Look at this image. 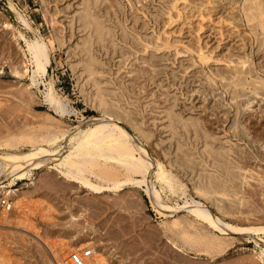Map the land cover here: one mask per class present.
<instances>
[{
	"label": "rangeland",
	"instance_id": "rangeland-1",
	"mask_svg": "<svg viewBox=\"0 0 264 264\" xmlns=\"http://www.w3.org/2000/svg\"><path fill=\"white\" fill-rule=\"evenodd\" d=\"M254 1L0 0V147L17 139L13 148L28 151V137L69 135L105 112L181 187L164 191L151 172V187L176 210L170 217L158 213L145 186L93 193L50 168L58 157L45 160L24 180H0L20 190L9 213L0 201V264H68L86 248L94 255L87 264H264V234L234 229L264 226V20L252 19ZM20 34L49 46L51 64L38 86ZM50 83L67 103L64 118L45 101ZM58 144L63 154L73 145L65 135ZM117 168L112 179L124 180ZM208 180L227 196L194 192ZM191 197L230 234L188 213Z\"/></svg>",
	"mask_w": 264,
	"mask_h": 264
},
{
	"label": "bare ground",
	"instance_id": "bare-ground-1",
	"mask_svg": "<svg viewBox=\"0 0 264 264\" xmlns=\"http://www.w3.org/2000/svg\"><path fill=\"white\" fill-rule=\"evenodd\" d=\"M248 2H250V1H248ZM253 3L254 4L253 5H250V6L246 3L249 6L247 9H249V13H250L252 19L257 18V20H259V23H260V22H262L264 20V11H263L264 9L261 6L262 5L261 4L262 2H261V0L260 1L259 0H255ZM246 11H247L246 13L248 15L249 14L248 13V10H246ZM91 15H93V14H91ZM250 15L247 16V17L249 18ZM22 21H23V23L26 26H28V23L25 21V19H22ZM255 24H256V22H255ZM92 28L94 30L95 27H92ZM20 36H21V38H23L25 40V44H26V47H27V53H29L28 55H30L31 64L34 67L33 70H32V75H31L32 86L33 85L34 86H38V84H39V78L40 77L42 78V77H44L47 74L48 67L51 64V58H50V53H49V46L47 45V43L44 41L43 38H40V37L37 38L36 37L35 40H27V39L24 38V36L22 34H20ZM101 37H104V36H101ZM104 41H105V39H104ZM203 58H204V56H203ZM26 71H27V69H26ZM17 74H19V73L17 72ZM19 75H21V74H19ZM91 76H93V75H91ZM50 85H51V87H47L46 88L47 91H46V94H45V101L50 105L51 108L54 109V111L56 112V114L60 118H64L66 116V114H69V110H68V107L66 105L67 103L63 102L62 98L55 92V90L53 88V83H50ZM259 85H261V84H259ZM257 87H258V85H257ZM253 88H255V87L253 86ZM97 101L99 103V106H102V105L105 104V102L102 99H100V98ZM111 102H112V100H111ZM104 106H106V105H104ZM104 110L106 111L107 109L105 108ZM104 110H102V111H104ZM106 115L107 114L104 112V114L102 116H100L98 118H94L91 121H89L88 123H86L85 124V126L87 127L86 129H82V125H81V127L79 125L78 126V129L76 128V131L70 133L69 135H66L63 132H62L63 134L62 133L59 134V135H63V136L65 135V139H67L71 143H73L71 149L69 151H67V153H64V154L63 153H59V151H58L59 135L58 134H53L54 132L51 133V134H48V135L41 136L40 139H37V138L35 139L33 137L32 138H29L28 137V142L31 143L29 145V148L27 147L28 148V151H24V150H21V149H17L16 150L17 145H19V144H17L15 146V148H13V147H14V144H16L15 141L17 139L15 141H10V140H12V139H10L9 141H7L8 144L6 143L9 147L7 145H3V147H0V180H2L4 178L5 179L6 178H8V179L9 178H12V181H14L15 179L24 180V179H26V177L28 175L31 174V171L34 169V167L36 165L43 164V162L45 160H52V159L58 157L56 163L53 166H51L50 168L57 167L58 170H59V172L61 174H63V176H66L68 178V181L70 180V181L76 182V183H78V185L79 184L82 185L83 187H85L86 189H88L89 191H91L93 193H102V192H104L106 190L120 191L121 188H123L124 186H127V185H131V186H135V187L145 186L146 189L144 191L151 198L152 203L154 204V207L157 208L158 213L161 214V215L168 214V215H170V217H173V213L176 212L175 208L172 207V206H170L169 204H167V201L168 200L165 201L161 197V192L157 188L154 189V187L153 188L151 187V184H150V180L149 179H150L151 172H153V170L156 169V172L153 175L159 181V183L162 185V189L164 190L165 187H167L169 189V191L173 192V194H174V193L177 192V190H179L181 188V187L179 188L180 185H178V183L176 182L175 176L172 173L167 172V170H165L166 168H164L163 165L160 162L156 161V164H153L149 153L142 146L136 144L135 141H133L131 139V137L123 129H121V128L118 127L117 123H114L111 120H107L108 119L107 118L108 115L107 116ZM192 131H195V130H192ZM186 132H187V130H186ZM196 133H197V131H196ZM23 137H25V136H23ZM23 139H25V138H23ZM29 139H31V141ZM13 142H15V143L13 144ZM207 145H209V144H207ZM212 145L214 146V144H212ZM4 146H7V147H4ZM179 148H181V147H179ZM203 150H204V148H203ZM211 150H210V152H211ZM191 151H193V150H191ZM216 151H217V149H216ZM220 151H222V150H220ZM217 153H215V154H217ZM225 155H226V153H225ZM213 156H216V155H213ZM188 157H189V155H188ZM195 157L196 156H194V158ZM198 159H199V157H198ZM210 160H211V158H210ZM230 161H231V159L229 160V163H232ZM206 163L207 162H205V164ZM229 165H231V164H229ZM117 166L119 168H123L125 170V172L127 174V177L124 178V180H122V179L121 180L112 179V178L116 177L117 172H119V171H117V169H118ZM96 170H99V173ZM200 170H201V167H200ZM232 170H234V169H232ZM220 172L222 173V171H220ZM196 173H198V172H196ZM213 173H215V172H213ZM88 174L94 175L97 179H99L100 181H103L104 184L93 182L92 180L89 179ZM211 176L209 178H212ZM66 177H65V179H67ZM123 177H124V175H123ZM136 177L137 178L138 177H141V179H137ZM228 179H229V177H228ZM197 183H198V181H197ZM182 187H183V185H182ZM194 189H195L194 192H196L200 196H203L204 199L205 198L206 199H209L214 194L221 195V196H227V192L225 191V189H214V188H212L211 185H210V181L209 182L206 181V183L204 182L203 184L196 186ZM182 193L183 194L185 193L184 190H182ZM176 194H178V192ZM19 195H20V190L17 189V188H14L13 185H11V186L10 185H1L0 186V197H2V198H0V200L7 199L9 201L8 204L11 205L12 207L14 206L13 202L16 200V198L19 197ZM180 198H181V196H180ZM184 203H185L184 206H183L184 209H186L188 211V213H190L191 215H193L194 218H196L199 222H202L203 225H205L208 228L212 229L213 230L212 232L216 231V232L221 233L222 235L230 234V231H229L230 229H227V225L223 224V222H221L220 220H218L211 213V211L209 209H207V207L201 201H198V200L194 199L193 197H191L189 199L186 198V200H185ZM150 204H151V201H150ZM177 208H182V207L177 206ZM5 211L7 212L8 210L5 208ZM5 211H4V213H6ZM8 213H9V211H8ZM175 219H177V218H175ZM178 219H180V217ZM181 219H183V218H181ZM194 221H195V219H194ZM183 222H184V220H183ZM186 222H188V221H186ZM179 223H180L179 220H172V224L173 225H176L177 226ZM188 223H191L192 224V222H188ZM183 225L185 226V224H183ZM198 225L200 226L201 223H199ZM179 226H181V225L179 224ZM179 226H177V228ZM200 227H203V226L201 225ZM184 228H183V230L185 232L186 229H184ZM228 228H229V226H228ZM166 229H167V227H166ZM234 229L237 232H243V233H246V234H249V233H254V234H257V235H259V233H263L264 234V226H251V227L235 226ZM206 230H208V229H206ZM168 231H170V230H168ZM208 231L210 232V230H208ZM208 231H207V233H208ZM175 232H177V231H175ZM184 232H183V234H184ZM195 232H196L195 230L193 232L191 231V233H195ZM203 232L204 231H202L201 234ZM177 233H179V234L181 233L182 234V232H177ZM211 234L209 236H211ZM207 236H208V234H207ZM214 236H216V235H213L212 238ZM178 238H180V235H179ZM196 238H198V237H196ZM212 238L210 237V239H209V237H208V239H209L208 241H210L211 243H213V241H211ZM217 238H218V236H217ZM189 239H190V236H189ZM194 239L195 238H193V240ZM198 239L199 240H203V238L202 237L200 238V236H199ZM205 239H207V238H205ZM262 239L264 241V238H262ZM169 240L172 243V247L175 248L177 251H182L183 250L181 248V245L178 244L176 241H174L173 238L169 237ZM181 240H182V237H181ZM193 240L191 242L189 240L190 245H192V242H194L196 244L197 241L195 242ZM218 240H220V239H218ZM223 241H224V239H223ZM223 241H222V243L220 241L219 244L220 245L223 244V245L226 246L227 243L224 244ZM228 241L229 240L227 239V242ZM201 242H203V241H201ZM210 242H209V245L212 246V244H210ZM194 243H193V245H194ZM215 244L217 245L216 247L219 246L217 243H215ZM213 245H214V243H213ZM228 246L229 245H227V247ZM223 248L225 250V247L224 246H223ZM218 250H220V249H218ZM2 251H3V249H2ZM96 254H98V253H96ZM100 260H98V262ZM94 263H96V262H94ZM86 264H87V262H86Z\"/></svg>",
	"mask_w": 264,
	"mask_h": 264
},
{
	"label": "built area",
	"instance_id": "built-area-1",
	"mask_svg": "<svg viewBox=\"0 0 264 264\" xmlns=\"http://www.w3.org/2000/svg\"><path fill=\"white\" fill-rule=\"evenodd\" d=\"M2 202V207L6 208L8 211L12 209L9 205L7 199L0 200ZM93 256V251L91 248H86L82 251L72 252L69 257V264H86L87 259Z\"/></svg>",
	"mask_w": 264,
	"mask_h": 264
}]
</instances>
